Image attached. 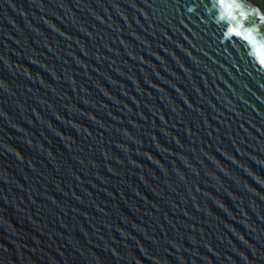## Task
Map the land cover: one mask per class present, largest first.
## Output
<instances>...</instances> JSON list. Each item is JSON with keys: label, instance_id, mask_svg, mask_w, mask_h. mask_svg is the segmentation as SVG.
Masks as SVG:
<instances>
[{"label": "water", "instance_id": "95a60500", "mask_svg": "<svg viewBox=\"0 0 264 264\" xmlns=\"http://www.w3.org/2000/svg\"><path fill=\"white\" fill-rule=\"evenodd\" d=\"M0 264H264V7L0 0Z\"/></svg>", "mask_w": 264, "mask_h": 264}, {"label": "trees", "instance_id": "16d2710c", "mask_svg": "<svg viewBox=\"0 0 264 264\" xmlns=\"http://www.w3.org/2000/svg\"><path fill=\"white\" fill-rule=\"evenodd\" d=\"M254 1H257L258 3H260L264 7V0H254Z\"/></svg>", "mask_w": 264, "mask_h": 264}]
</instances>
